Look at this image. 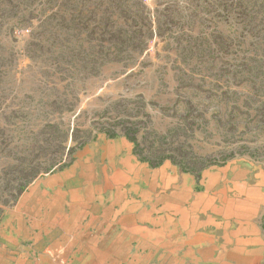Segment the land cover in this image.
Here are the masks:
<instances>
[{
    "label": "rangeland",
    "instance_id": "374dc122",
    "mask_svg": "<svg viewBox=\"0 0 264 264\" xmlns=\"http://www.w3.org/2000/svg\"><path fill=\"white\" fill-rule=\"evenodd\" d=\"M0 264H264V0H0Z\"/></svg>",
    "mask_w": 264,
    "mask_h": 264
},
{
    "label": "trees",
    "instance_id": "16d2710c",
    "mask_svg": "<svg viewBox=\"0 0 264 264\" xmlns=\"http://www.w3.org/2000/svg\"><path fill=\"white\" fill-rule=\"evenodd\" d=\"M124 123H129V122H124ZM123 126L124 127L121 128V132L134 145V153L141 162L148 163L155 167L163 164L167 160H172V156H164V157H160V159L159 157H156L157 155L162 154L160 150V146L163 147L162 145V141L164 139L163 136L155 134L156 140L150 146H147L146 143L144 144L145 137L142 136L141 131L139 130L131 131L132 129H128L129 127L125 126V124ZM116 136L117 135L115 133L111 134V138H115ZM184 160L185 161H183L182 167L185 170L190 168H196L195 172H197L196 164L192 163V161L190 160L187 159ZM205 168L206 167H202L201 169L203 170Z\"/></svg>",
    "mask_w": 264,
    "mask_h": 264
}]
</instances>
